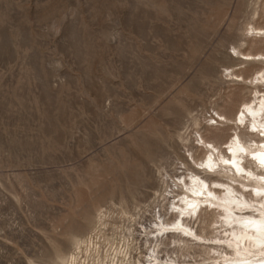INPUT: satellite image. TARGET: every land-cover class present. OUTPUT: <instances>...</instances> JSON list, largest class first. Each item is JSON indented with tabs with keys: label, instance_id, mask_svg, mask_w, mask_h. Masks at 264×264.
<instances>
[{
	"label": "rangeland",
	"instance_id": "obj_1",
	"mask_svg": "<svg viewBox=\"0 0 264 264\" xmlns=\"http://www.w3.org/2000/svg\"><path fill=\"white\" fill-rule=\"evenodd\" d=\"M251 23L264 0H0V264L166 209L197 130L250 96L227 72L260 66L234 50L261 47Z\"/></svg>",
	"mask_w": 264,
	"mask_h": 264
},
{
	"label": "bare ground",
	"instance_id": "obj_2",
	"mask_svg": "<svg viewBox=\"0 0 264 264\" xmlns=\"http://www.w3.org/2000/svg\"><path fill=\"white\" fill-rule=\"evenodd\" d=\"M247 29L261 47L234 46L235 54L260 66L251 75L227 68V75L250 96L229 111L215 109L207 134L197 130L203 153L195 157L196 146L189 148L197 167L183 161L185 170L164 194L168 207L149 224L136 220L135 229L99 212L93 229L72 235L81 237L64 264H264V25Z\"/></svg>",
	"mask_w": 264,
	"mask_h": 264
}]
</instances>
